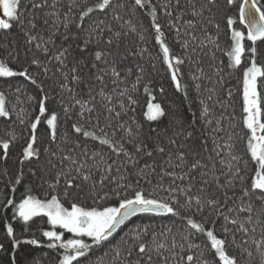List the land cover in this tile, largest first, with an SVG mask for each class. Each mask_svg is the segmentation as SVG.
Wrapping results in <instances>:
<instances>
[{
    "label": "snow or ice",
    "instance_id": "6c2138e0",
    "mask_svg": "<svg viewBox=\"0 0 264 264\" xmlns=\"http://www.w3.org/2000/svg\"><path fill=\"white\" fill-rule=\"evenodd\" d=\"M220 11L219 0H0V83L21 105L0 90V122L11 129L0 137V161L17 148L20 166L0 208L16 221L4 225L12 249H30L26 264H264V4L243 0L238 18L225 16L230 51L216 64L210 26L219 29ZM149 36L156 57L143 46ZM157 59L176 93L188 100L194 91L199 142L194 131L169 135L165 120L175 113L149 87ZM236 70L242 154L226 126L234 116L225 75ZM25 165L43 199L30 189L15 200ZM35 218L50 226L46 243L16 235Z\"/></svg>",
    "mask_w": 264,
    "mask_h": 264
},
{
    "label": "trees",
    "instance_id": "16d2710c",
    "mask_svg": "<svg viewBox=\"0 0 264 264\" xmlns=\"http://www.w3.org/2000/svg\"><path fill=\"white\" fill-rule=\"evenodd\" d=\"M153 2H157V0H153ZM261 4H264V0H260ZM89 4L94 3V0H88ZM243 3V0H237V3L233 6H228L226 3V0H219V5L221 11L216 16V23H219L220 27L217 30L215 27L210 26V31L213 35V40L218 42L219 47L216 48L213 45V50L215 53V63L220 64L221 61L227 62V52L230 51V33L231 29L226 27V20L225 16H233L234 18H238V7L239 4ZM139 16V13H138ZM160 23L165 26L166 29V20L165 18H160ZM144 26L145 28L148 26L147 19L144 20ZM237 30L243 31L245 33V36L247 34V29L244 28L242 25H239L237 27ZM12 40H19V36H12L10 37ZM168 42L172 45L174 50H178L177 46L175 45L172 35L168 34ZM245 47H246V55L248 54L247 49L250 44L245 39ZM259 43V42H258ZM147 47L153 57L157 56V49L158 46L153 45L152 37H148L147 44L143 45ZM264 50V48H262ZM209 60L207 57L204 58V67L207 70ZM156 63V72L151 77V79L156 83V87H152V85H149L151 89V94L156 96V101L159 102L163 101V104L165 107H168L170 109V113L174 112L175 116L171 115L168 119L165 120V124L169 126V135H172L173 132H182V131H194V136L197 138V142H199V137L201 134V130L203 128V125L201 123H197L194 126H191V121L193 119L192 112L199 111L198 105H196L193 102L192 97L195 96L194 91L189 88V99L185 100L181 94L176 93L174 88L170 86L169 81L165 78L163 66L160 63V60H155ZM247 61L245 60L244 63H242L241 67L243 68ZM259 63L261 65H264V57L259 58ZM13 67H16V65H12ZM22 79V78H21ZM225 79L227 81V88L231 89L232 91V97L230 99V104L227 109L228 114H232L234 116L233 119L230 121H227L226 116V126L230 124V131H234V141L236 145V150L239 154H242L244 151V145L245 141L243 139H236L237 136L242 137L244 134V129H242V73L239 70L233 71L230 75H225ZM190 82V81H189ZM163 85L165 88V93L160 94L159 92V86ZM22 88L29 89V85L27 82H24V84L21 85ZM0 90L7 91L8 97H9V105L10 106H16L17 109L21 107V105H18L16 103V97L14 95V88L9 91L8 87L0 83ZM149 96L148 94L144 93L143 90L139 93V99L141 106L146 110V104ZM21 100L24 99L23 96L20 97ZM26 107V105H25ZM31 114V110H29ZM219 114V109H217V115ZM15 115V114H14ZM137 118H139L140 115V109H137ZM176 117H180V122H177ZM11 129L6 128V125L2 122H0V137L5 136L6 131H10ZM17 132L20 131V129L17 127ZM41 133L43 132V128L40 129ZM63 131V129H61ZM145 131H147V128H145ZM27 133H25L26 135ZM182 139V137H181ZM19 151L17 148L11 149L10 158L4 162L0 161V205L3 204L5 200V192L8 191V188L11 187V185L8 183L10 176L15 175L19 171ZM34 166V165H33ZM28 165L24 166V172H25V182L21 186H17V191L14 194L15 200L18 202L21 198L25 197L29 190L31 189V193L38 198L43 199L47 195V191L44 188L39 187L38 182H35L31 179L30 174L28 173ZM5 172H8L10 175L6 176ZM109 205H115L118 203L116 200H110L107 201ZM67 206V204H66ZM5 217L8 219L6 220ZM46 218H35V222L32 223L31 227H29L27 230H24L21 225H17L16 227V235L21 239H31V238H37L42 240V242H45L43 240V237L41 235L43 230H48L50 226H48L45 223ZM11 221L12 223H16L14 219L11 218V210L10 209H3L0 208V244L4 245V250H0V264H11V260L13 256L16 259V264H26V252L30 249L26 246H22L21 250H14L11 247L10 240L5 235V227L4 225ZM139 223V221H137ZM165 223H168L165 221ZM256 237L259 239L260 237V229L257 228L256 231ZM237 239H239V234L237 236ZM204 240L203 237H201L199 240H197V243H202ZM49 252L48 249L43 250H37V255L44 254L45 259L47 260V253ZM53 257H55V253H52Z\"/></svg>",
    "mask_w": 264,
    "mask_h": 264
},
{
    "label": "rangeland",
    "instance_id": "374dc122",
    "mask_svg": "<svg viewBox=\"0 0 264 264\" xmlns=\"http://www.w3.org/2000/svg\"><path fill=\"white\" fill-rule=\"evenodd\" d=\"M0 18H3V17H2V13H0Z\"/></svg>",
    "mask_w": 264,
    "mask_h": 264
},
{
    "label": "water",
    "instance_id": "95a60500",
    "mask_svg": "<svg viewBox=\"0 0 264 264\" xmlns=\"http://www.w3.org/2000/svg\"><path fill=\"white\" fill-rule=\"evenodd\" d=\"M254 11V10H253Z\"/></svg>",
    "mask_w": 264,
    "mask_h": 264
}]
</instances>
